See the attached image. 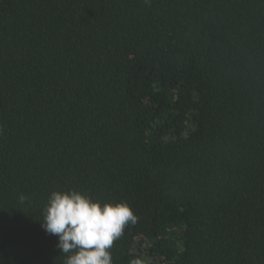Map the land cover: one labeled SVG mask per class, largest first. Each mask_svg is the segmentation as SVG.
<instances>
[{"label": "trees", "instance_id": "1", "mask_svg": "<svg viewBox=\"0 0 264 264\" xmlns=\"http://www.w3.org/2000/svg\"><path fill=\"white\" fill-rule=\"evenodd\" d=\"M68 190L112 264H264V0H0V264H64Z\"/></svg>", "mask_w": 264, "mask_h": 264}, {"label": "clouds", "instance_id": "2", "mask_svg": "<svg viewBox=\"0 0 264 264\" xmlns=\"http://www.w3.org/2000/svg\"><path fill=\"white\" fill-rule=\"evenodd\" d=\"M23 203L27 198L21 194ZM137 217L126 203H103L76 190L51 192L42 227L58 238L64 264H112L109 251ZM138 264V262H137Z\"/></svg>", "mask_w": 264, "mask_h": 264}, {"label": "rangeland", "instance_id": "3", "mask_svg": "<svg viewBox=\"0 0 264 264\" xmlns=\"http://www.w3.org/2000/svg\"><path fill=\"white\" fill-rule=\"evenodd\" d=\"M146 264H148V263H146Z\"/></svg>", "mask_w": 264, "mask_h": 264}]
</instances>
